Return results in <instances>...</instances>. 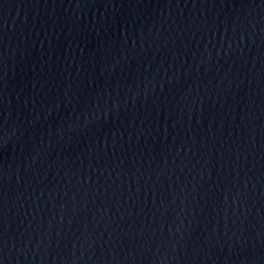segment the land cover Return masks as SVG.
<instances>
[{
	"label": "water",
	"instance_id": "1",
	"mask_svg": "<svg viewBox=\"0 0 264 264\" xmlns=\"http://www.w3.org/2000/svg\"><path fill=\"white\" fill-rule=\"evenodd\" d=\"M0 264H264V0H60L0 117Z\"/></svg>",
	"mask_w": 264,
	"mask_h": 264
}]
</instances>
